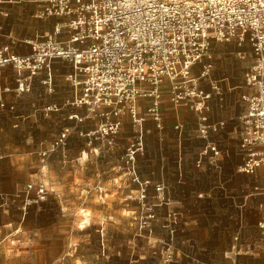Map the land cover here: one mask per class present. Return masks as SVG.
<instances>
[{
	"label": "crops",
	"instance_id": "0c3cea01",
	"mask_svg": "<svg viewBox=\"0 0 264 264\" xmlns=\"http://www.w3.org/2000/svg\"><path fill=\"white\" fill-rule=\"evenodd\" d=\"M43 6L39 0H0V48L7 46L10 53L26 55L33 42L43 39L55 24L66 20L40 16ZM65 36L62 32L57 37ZM210 55L208 76L198 78L197 88L210 93L200 114L208 124L220 123L216 131H208L206 137L199 136L200 114L175 106L163 85L159 95V128L147 113L150 98L136 99V113L144 118L142 127L146 132L143 150L132 161L125 156L135 133L127 113L114 117L120 125L111 144L106 143V138L87 143L85 134L96 128L99 119L87 113L86 106L72 104L79 90L73 83L77 73L69 61L53 60L49 80L44 69L28 78V70L16 71L10 64L2 67L0 112L17 119L11 127L19 132H25V120L32 122L27 130L33 131L38 126L37 118L42 117L53 118L60 131L73 127L66 147L62 148L67 154L62 162L73 163L75 177L81 178L86 165H91L90 180L99 185L101 177L108 186L104 190L107 195L122 196L124 205L131 204L130 207L134 201V208L141 214L154 210L158 213L155 221L163 228H175L171 235L170 264H226L223 252L229 250L235 235L241 244L234 257L235 264H260L264 250L257 247L260 240L257 223L264 220L261 209L264 190L259 194L254 188L264 186L262 171L260 168L253 174L237 171L244 160L236 131L238 118L246 107L241 96L248 91L243 73L250 63V47L236 40L212 41ZM200 72L199 65L191 67V76L198 77ZM26 77L27 88L17 89V82ZM211 85L218 91L212 90ZM71 114L82 116L83 120L69 119ZM176 125L179 127L175 128ZM70 138L79 139L80 144L71 147ZM209 144L219 150L216 158L211 157ZM260 147L256 145L254 149ZM82 150L87 151V156L77 157L79 152L83 154ZM134 177L139 182L148 181L144 198H140L141 191ZM50 183L55 185V195L59 197L58 179ZM158 183L164 185L161 193L154 191ZM168 214H175L176 224H171Z\"/></svg>",
	"mask_w": 264,
	"mask_h": 264
},
{
	"label": "built area",
	"instance_id": "2783aa9c",
	"mask_svg": "<svg viewBox=\"0 0 264 264\" xmlns=\"http://www.w3.org/2000/svg\"><path fill=\"white\" fill-rule=\"evenodd\" d=\"M39 1L44 4L40 16L66 20L55 24L43 39L33 42L26 55L10 53L7 46L0 48V69L10 64L16 71L28 70V78L44 69L49 80L53 60L71 62L77 73L73 83L79 90L72 104L86 106L87 113L99 119L96 128L85 134L87 143L106 138V143L111 144L120 125L114 117L127 113L135 128L125 152L130 161L142 152L146 132L142 127L144 118L136 113V99L150 98L147 113L157 128L163 85L175 106L200 114L210 93L200 91L197 80L208 76L211 42L247 43L251 56L243 82L248 91L241 96L246 107L238 118L236 131L244 160L237 171L253 174L260 168L264 183V0ZM62 32L66 36L58 38ZM195 64L201 68L198 77L191 76ZM27 77L17 82V89L27 88L24 84ZM211 89L218 91L215 85ZM68 118L83 120L77 114ZM199 122L197 133L201 137H206L208 131H216L220 125L208 124L202 114ZM71 129L65 127L59 132L52 149L66 144ZM256 145L261 147L254 149ZM207 149L212 158L220 154L214 145H207ZM133 180L139 185L140 198H144L148 181L139 182L136 177ZM163 189L162 183L154 185L156 193ZM254 189L261 192L264 186ZM47 195L42 181H31L12 194L8 202L22 198L24 209L45 201ZM257 225L260 229L257 247L264 248V221ZM237 238H233L235 243L230 248L235 254L240 250Z\"/></svg>",
	"mask_w": 264,
	"mask_h": 264
},
{
	"label": "rangeland",
	"instance_id": "374dc122",
	"mask_svg": "<svg viewBox=\"0 0 264 264\" xmlns=\"http://www.w3.org/2000/svg\"><path fill=\"white\" fill-rule=\"evenodd\" d=\"M15 120L0 112V264L172 262L171 235L175 228H163L155 221L158 213L154 210L141 214L134 208V201L130 207L131 204L124 205L122 196L107 195L104 190L108 186L101 177L99 185L90 180L91 165H86L83 178L75 177L73 163L62 162L67 157L62 149L66 144L52 149L60 132L53 118H37L38 126L33 131L27 130L32 122L25 120V132L11 127ZM68 139L69 135L66 142ZM69 142L71 147L80 144L75 138ZM87 154L79 152L77 157L85 158ZM56 179L59 197L50 183ZM31 181L45 184V201L24 209L22 198L8 202L12 194ZM84 213L88 214L87 223L80 228L78 222ZM168 216L171 224H176L175 214ZM234 243L223 252L226 264L235 261V252L230 257ZM259 263L264 264V257Z\"/></svg>",
	"mask_w": 264,
	"mask_h": 264
},
{
	"label": "bare ground",
	"instance_id": "6f19581e",
	"mask_svg": "<svg viewBox=\"0 0 264 264\" xmlns=\"http://www.w3.org/2000/svg\"><path fill=\"white\" fill-rule=\"evenodd\" d=\"M87 216H88V214H86V213H84V214L81 215L80 222H78L80 228H84L85 224L87 223V218H85Z\"/></svg>",
	"mask_w": 264,
	"mask_h": 264
}]
</instances>
